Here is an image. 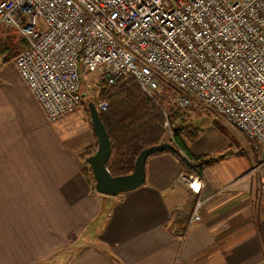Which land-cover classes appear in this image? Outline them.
Segmentation results:
<instances>
[{
    "label": "crops",
    "instance_id": "obj_1",
    "mask_svg": "<svg viewBox=\"0 0 264 264\" xmlns=\"http://www.w3.org/2000/svg\"><path fill=\"white\" fill-rule=\"evenodd\" d=\"M3 56L0 264H264L263 145L230 125L229 143L206 155L217 161L199 193L163 152L148 159L141 187L100 194L85 172L97 145L86 109L49 121Z\"/></svg>",
    "mask_w": 264,
    "mask_h": 264
},
{
    "label": "built area",
    "instance_id": "obj_2",
    "mask_svg": "<svg viewBox=\"0 0 264 264\" xmlns=\"http://www.w3.org/2000/svg\"><path fill=\"white\" fill-rule=\"evenodd\" d=\"M1 26L24 40L13 62L51 122L87 108V74L133 77L264 146V0H0ZM183 178L201 191L199 175Z\"/></svg>",
    "mask_w": 264,
    "mask_h": 264
},
{
    "label": "trees",
    "instance_id": "obj_3",
    "mask_svg": "<svg viewBox=\"0 0 264 264\" xmlns=\"http://www.w3.org/2000/svg\"><path fill=\"white\" fill-rule=\"evenodd\" d=\"M4 29L6 30L0 27V55H4V62H8L24 46L23 39L20 46L19 42L14 40L11 31L7 29L4 32ZM98 85V95L94 101L97 104L100 101L107 104V108L99 112L112 143L107 168L113 176L132 173L136 159L143 149L166 141L171 142L173 147L158 153H173L188 174L203 178L204 169L217 161L216 158L206 155L195 156L190 152L181 133L186 130L187 138L192 140L197 137L198 131H189L185 127L187 110L173 104L166 92L159 93L153 99L142 91L133 77L122 78L115 84H109L99 77ZM86 111L90 117L88 105ZM167 117L173 130L172 136L165 127ZM97 145L88 151V157L96 152ZM85 172L90 177L93 190L96 191L90 165L85 168Z\"/></svg>",
    "mask_w": 264,
    "mask_h": 264
},
{
    "label": "water",
    "instance_id": "obj_4",
    "mask_svg": "<svg viewBox=\"0 0 264 264\" xmlns=\"http://www.w3.org/2000/svg\"><path fill=\"white\" fill-rule=\"evenodd\" d=\"M88 111L98 141L96 152L87 158L93 172L96 191L108 196H118L141 187L146 181L148 159L158 152L171 149L173 144L166 141L143 149L136 159L132 173L113 176L107 168L112 143L94 100L88 102Z\"/></svg>",
    "mask_w": 264,
    "mask_h": 264
},
{
    "label": "rangeland",
    "instance_id": "obj_5",
    "mask_svg": "<svg viewBox=\"0 0 264 264\" xmlns=\"http://www.w3.org/2000/svg\"><path fill=\"white\" fill-rule=\"evenodd\" d=\"M4 28H6V30L4 29V32H6L7 29L10 30L14 38L17 39L18 36L15 30L7 27ZM83 80L84 91L87 96L85 98V103H88L92 100H95L98 95L99 76L97 74L90 73L87 74ZM185 127L189 131H201V134L198 136V138L193 140H189L187 138L185 132L186 130H183L181 133L182 137L188 144L190 152L195 156H212L213 152L217 151L218 149H223V147L229 143L231 136L234 135L233 128L230 127V125H228L222 117H219L210 109H204L201 111H198L197 109H189L187 111ZM169 135L172 136L170 132Z\"/></svg>",
    "mask_w": 264,
    "mask_h": 264
}]
</instances>
